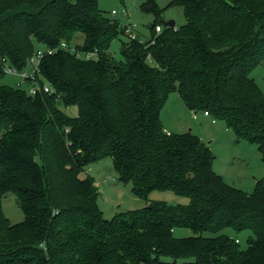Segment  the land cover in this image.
Returning <instances> with one entry per match:
<instances>
[{"label": "trees", "instance_id": "trees-1", "mask_svg": "<svg viewBox=\"0 0 264 264\" xmlns=\"http://www.w3.org/2000/svg\"><path fill=\"white\" fill-rule=\"evenodd\" d=\"M174 5L186 23L157 33L164 9L142 4L156 17L151 37L123 41L117 60L109 50L125 28L99 0H0V57L24 70L43 50L39 84L53 88L31 96L0 85V264H264V178L251 193L228 184L211 147L191 132L167 134L161 117L177 92L264 160V91L251 75L264 64V0ZM79 33L75 51L61 47ZM109 157L119 182L146 202L112 219L87 173ZM154 191L189 202L150 200ZM7 193L25 215L19 223L4 213ZM179 228L193 235L176 237ZM227 229L254 237L244 249Z\"/></svg>", "mask_w": 264, "mask_h": 264}, {"label": "rangeland", "instance_id": "rangeland-1", "mask_svg": "<svg viewBox=\"0 0 264 264\" xmlns=\"http://www.w3.org/2000/svg\"><path fill=\"white\" fill-rule=\"evenodd\" d=\"M148 1L127 0L122 3L120 0H99V7L106 16L117 19L123 28L130 24L133 27V32L138 34L141 41H148L151 37L150 27L156 21V17L152 13H147L141 9L142 4ZM152 1L164 9L160 22L175 20V28L186 23L182 6H170L173 0ZM113 10H117L118 13L112 15ZM124 10H127V15ZM129 40L126 33L121 34L119 38L113 41L109 53L117 60H124L121 52L122 42ZM83 41L84 36L79 33L72 42L71 47L74 48ZM37 47L40 48L39 45ZM251 75L264 91V64L259 65ZM19 80L18 76L6 74L4 78L0 79V85L17 88V81ZM61 108L69 116L75 117L78 114L76 107L62 106ZM161 117L164 126L171 132H191L202 138L208 145L210 143L211 150L215 155L214 170L228 184L251 193L255 190L257 182L264 178V160L259 147L248 141L237 142L234 133L228 129L223 120L216 119V122H213L215 119L213 115L206 117L203 111H199L198 119H195L193 111L186 106L179 93L174 92L170 95L162 110ZM87 173L92 175L99 183V204L107 219H112L120 212L141 209L146 205L145 200L133 193L131 183L119 182L112 158L109 157L91 165ZM149 199L163 201L169 205H183L189 202V198L179 196L172 191H154ZM3 210L13 224L24 220L25 215L13 193H7L3 198ZM224 232L239 240L241 247L244 249L248 246V239L254 237V234L249 230L237 233L227 229ZM192 235L193 232L186 228H179L175 231V236L179 238ZM164 260L170 263L173 262V260L166 258ZM184 262V260H178L177 264H183Z\"/></svg>", "mask_w": 264, "mask_h": 264}, {"label": "built area", "instance_id": "built-area-1", "mask_svg": "<svg viewBox=\"0 0 264 264\" xmlns=\"http://www.w3.org/2000/svg\"><path fill=\"white\" fill-rule=\"evenodd\" d=\"M117 10L112 11V15L117 14ZM124 13L127 15V10H124ZM164 26L158 25L156 27V32L161 33L163 31ZM125 33L128 35L129 39L135 40L137 38V33L133 32V27L129 24L125 27ZM61 47L63 49H71L72 51H75V47H69L65 42L62 43ZM55 49H49L48 52H53ZM44 55L43 50H39L37 54H35L28 62L27 67L24 70H18L15 67L11 66L10 63L2 59L0 57V63H3V71L5 74H12L15 76H18L20 78L19 81H17V88L26 89L27 93L31 96H35L39 91H44L46 93H52L53 88L52 86L46 82L43 87L39 84V77L41 75L40 73V62ZM82 56V55H79ZM86 59H93L96 56V53H86L83 55ZM194 118H198V111H193ZM204 114L209 116L211 115L208 111H204ZM213 121H216L214 119ZM167 132V131H166ZM167 134H170L167 132Z\"/></svg>", "mask_w": 264, "mask_h": 264}, {"label": "water", "instance_id": "water-1", "mask_svg": "<svg viewBox=\"0 0 264 264\" xmlns=\"http://www.w3.org/2000/svg\"><path fill=\"white\" fill-rule=\"evenodd\" d=\"M163 25H164L165 27H175L176 22H175V20L164 21V22H163ZM148 207L151 208L152 205H149Z\"/></svg>", "mask_w": 264, "mask_h": 264}, {"label": "crops", "instance_id": "crops-1", "mask_svg": "<svg viewBox=\"0 0 264 264\" xmlns=\"http://www.w3.org/2000/svg\"><path fill=\"white\" fill-rule=\"evenodd\" d=\"M205 115V114H204ZM206 117H210V116H212V115H209V116H207V115H205ZM198 119V118H197ZM214 123L216 122V121H213ZM165 127V131H167V132H169V133H173V132H171V130H169L168 128H166V126H164ZM202 139V138H201ZM203 140V139H202ZM204 141V140H203ZM209 146H210V143H209ZM211 147V146H210ZM96 185H98L97 187H99V183L98 182H96Z\"/></svg>", "mask_w": 264, "mask_h": 264}]
</instances>
